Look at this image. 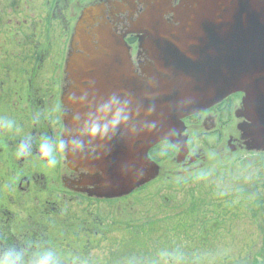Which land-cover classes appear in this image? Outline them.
<instances>
[{
  "label": "flooded vegetation",
  "instance_id": "flooded-vegetation-1",
  "mask_svg": "<svg viewBox=\"0 0 264 264\" xmlns=\"http://www.w3.org/2000/svg\"><path fill=\"white\" fill-rule=\"evenodd\" d=\"M185 5L190 0H0V264H152L146 252L153 222L148 191L161 196L193 187L205 169L207 179L235 175L244 153L261 158L255 165L264 164V152L250 151L242 131L248 125L242 93L184 118L175 134L181 148L168 141L151 148L148 157L158 173L133 190L125 183L103 189V172L85 159L96 152L94 131L68 125L72 110L63 95L71 86L68 58L81 53L72 47L79 23L87 19L93 28L102 25L120 37L135 74L143 76L141 69L151 61L141 47L140 22L153 10L176 25L174 11ZM92 27L84 32L89 35ZM211 155L217 160L212 166ZM165 162L171 170L162 172ZM198 203L181 207L175 229L194 228L201 234L195 246L208 253L212 246L204 234L224 226L217 221L224 211L211 201ZM195 208L200 213L190 218ZM205 211L211 220L201 218ZM190 255L173 254L176 264H198Z\"/></svg>",
  "mask_w": 264,
  "mask_h": 264
},
{
  "label": "water",
  "instance_id": "water-1",
  "mask_svg": "<svg viewBox=\"0 0 264 264\" xmlns=\"http://www.w3.org/2000/svg\"><path fill=\"white\" fill-rule=\"evenodd\" d=\"M174 12L176 25L153 10L139 24L151 61L143 76L135 74L127 45L109 28H93L85 19L72 38L81 53L68 58L71 86L63 102L72 110L70 127L94 131L96 152L85 159L103 172L105 190L149 182L158 168L148 151L163 141L180 147L175 134L184 118L235 93L244 95L248 149L264 152V3L190 0Z\"/></svg>",
  "mask_w": 264,
  "mask_h": 264
},
{
  "label": "rangeland",
  "instance_id": "rangeland-1",
  "mask_svg": "<svg viewBox=\"0 0 264 264\" xmlns=\"http://www.w3.org/2000/svg\"><path fill=\"white\" fill-rule=\"evenodd\" d=\"M206 152H209V149ZM214 158L213 155L209 156L207 163L215 165L217 162L214 161L217 160ZM260 160L257 155L244 153L240 156V162H235L236 166H241V171L235 175L207 179L206 173L209 174V171L204 168L205 170H202L204 174L200 176L202 182L196 179L193 187L183 186L174 194L163 192L161 196L148 191L147 194L151 196L148 199V216L149 221L153 222L148 226L146 252L147 258L153 261L152 264H176L173 254L181 256L186 251L191 254L189 259H199L198 264H203L206 259L209 261L207 264H264V164L255 165ZM224 163L226 170L229 171L232 168L231 163L229 161ZM162 166V172L171 170V164L167 162ZM207 195L209 198L204 200ZM165 197L173 201L168 202ZM206 200L211 201V205L217 206L218 210L224 211L223 217L217 219L224 226H218L215 235L212 232H209V235L204 234L207 244L212 246L208 253L207 249L195 246L196 238L200 240L201 234L199 235L194 228L175 229L180 219V216L179 218L175 216L180 215L181 207L187 208L192 203L197 206L199 201ZM209 206L208 203L207 208ZM166 207L169 209L163 210L164 213L160 212ZM217 209L215 214H218ZM194 212L193 215H189L190 218L200 213H197L196 208ZM206 215L211 220L210 211L202 213L201 218Z\"/></svg>",
  "mask_w": 264,
  "mask_h": 264
},
{
  "label": "bare ground",
  "instance_id": "bare-ground-1",
  "mask_svg": "<svg viewBox=\"0 0 264 264\" xmlns=\"http://www.w3.org/2000/svg\"><path fill=\"white\" fill-rule=\"evenodd\" d=\"M175 13V12H174Z\"/></svg>",
  "mask_w": 264,
  "mask_h": 264
}]
</instances>
